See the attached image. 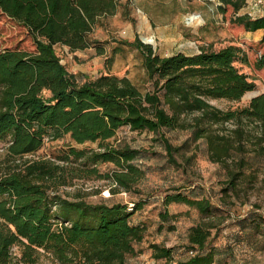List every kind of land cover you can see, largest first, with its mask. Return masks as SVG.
Segmentation results:
<instances>
[{
	"label": "trees",
	"instance_id": "16d2710c",
	"mask_svg": "<svg viewBox=\"0 0 264 264\" xmlns=\"http://www.w3.org/2000/svg\"><path fill=\"white\" fill-rule=\"evenodd\" d=\"M119 1L0 0V13L23 32L16 42L0 49V141L7 140L0 152V264H36L41 251L58 264H126L128 256L137 254L134 244L142 241L144 226L131 224L130 217L142 207L140 202L129 208L109 200L86 201L81 189L72 197L61 193L74 180L92 177L108 181L111 194L138 192L135 185L145 173L132 161L139 150L109 142L123 126L158 134L168 162L183 171L195 158L198 141L204 140L209 159L227 171L225 191L236 188L245 169H251L250 151L253 158L264 154V91L235 109L223 110L209 102L238 101L255 87L235 65L249 63L239 46H200L193 54L162 57L138 35L120 40L140 54L151 82L145 92L126 76L105 72L79 83L68 72L55 47L64 46L70 52L93 47L97 55H105L101 42L107 41L100 42L93 32L103 24L100 19L116 13ZM218 2L222 13L232 9L231 23L245 31L261 30L258 42L264 46V15L240 14L245 0ZM253 65L264 67V49ZM189 115L192 121L187 122L184 118ZM228 122L237 124L229 134L215 129H223ZM246 123L259 128L253 150L246 145L251 137ZM177 128L187 130L189 136L180 145H172L161 131ZM66 135L76 144L97 142V149L67 145L61 154L48 158L25 157L45 142ZM233 153L238 157L234 165L228 160ZM98 163H112L114 168L101 172ZM261 181L264 184V169ZM172 202L185 203L200 214L211 209L206 197L166 194L164 205ZM161 217L166 219L167 214ZM261 223L264 218L254 227L260 228ZM209 236V228L202 223L190 227V254L174 262L169 248L158 244L150 248L155 258L166 259L164 264H211L212 250L204 252ZM13 247L18 248L17 254Z\"/></svg>",
	"mask_w": 264,
	"mask_h": 264
},
{
	"label": "rangeland",
	"instance_id": "374dc122",
	"mask_svg": "<svg viewBox=\"0 0 264 264\" xmlns=\"http://www.w3.org/2000/svg\"><path fill=\"white\" fill-rule=\"evenodd\" d=\"M125 2L127 14L123 15ZM218 5V0H120L113 16L100 19L110 30L107 34L102 24L97 31L100 42L107 41L106 44L101 42L105 46V55H97L93 47L92 51L77 54L60 45L55 50L68 72L74 74L79 83L86 77L93 78L108 72L118 77L126 76L141 92H145L151 89V82L142 66L140 54L121 45L120 40H130V36L133 38L138 35L142 42L151 44L162 57L176 52L193 54L200 46L219 49L226 45H236L246 52L249 63L235 62V65L253 80L255 87L238 101L219 98L209 102L223 110L243 107L252 97L264 91V67L255 69L253 65L257 55L264 49L258 42L261 32L245 31L242 26L231 23L232 9L227 7L222 13ZM239 13H247L252 17L264 15V0H245ZM22 36V29L0 13V49ZM192 117L186 116L184 120L192 121ZM236 126V122H228L223 129L219 126L215 129L229 134ZM255 126L253 123L244 126L251 134L246 145L252 150L254 136L259 134V128ZM161 132L172 145H180L189 136L187 130L180 128L163 129ZM109 142L127 144L139 150L137 158L132 161L145 173L144 178L135 185L138 192L120 191L111 194L108 181L92 177L74 180L73 185L62 188L61 193L72 197L77 189H81L86 193L85 200L89 202L109 200L142 204L130 217V223L144 226L143 239L134 244L138 252L128 256L126 264H164L165 258L153 256L151 244L169 248L172 262L187 258L190 254L189 229L201 223L210 230L204 252L212 250L211 264H264V225L261 223L260 228L254 227V222H261L264 218V184L261 181L263 153L253 158V151H250L251 169H245V175L237 182L236 188L225 191L227 171L223 165L209 159L204 140L198 141L196 156L187 164L186 171L168 162L163 143L156 133L130 130L123 126ZM6 144L7 140L0 141V152H3ZM67 145L79 149H97L98 146L97 142L76 144L66 135L45 142L40 149L25 157L48 158L61 154V149ZM182 151L189 154L185 148ZM177 158L182 160L179 155ZM236 159L238 157L233 153L228 160H232L231 164L234 165ZM97 168L105 172L113 169L114 165L98 163ZM106 190L109 196L103 197L101 193ZM172 193H181L191 199L206 197L211 202L210 212L200 214L196 208L185 203L164 205L166 194ZM161 214H167V218L163 219ZM12 251L17 254L18 248L13 247ZM36 264L58 263L41 251Z\"/></svg>",
	"mask_w": 264,
	"mask_h": 264
},
{
	"label": "crops",
	"instance_id": "0c3cea01",
	"mask_svg": "<svg viewBox=\"0 0 264 264\" xmlns=\"http://www.w3.org/2000/svg\"><path fill=\"white\" fill-rule=\"evenodd\" d=\"M103 25H105V31L107 32V34L110 32V30H109V27L106 25V23H104ZM100 29H101V26L99 27ZM99 28H97L94 32H93V37L94 38H97V39H100V36L98 37V35H97V31H98V29ZM257 31H260L261 32V30H257ZM133 38H134V36H133ZM133 38H131V36L129 37V39L131 40V39H133ZM68 49V48H67ZM93 50V48L92 47H89V48H87V49H85V50H81V51H75V52H73L74 54L76 53H79V52H84V51H92ZM166 56V55H165Z\"/></svg>",
	"mask_w": 264,
	"mask_h": 264
},
{
	"label": "built area",
	"instance_id": "2783aa9c",
	"mask_svg": "<svg viewBox=\"0 0 264 264\" xmlns=\"http://www.w3.org/2000/svg\"><path fill=\"white\" fill-rule=\"evenodd\" d=\"M102 195H103V197H108L109 196V191H103L102 193H101ZM128 206H129V208L132 206V204H128Z\"/></svg>",
	"mask_w": 264,
	"mask_h": 264
}]
</instances>
